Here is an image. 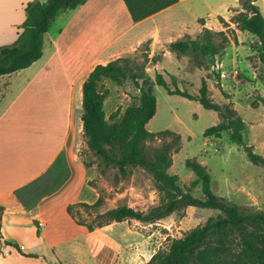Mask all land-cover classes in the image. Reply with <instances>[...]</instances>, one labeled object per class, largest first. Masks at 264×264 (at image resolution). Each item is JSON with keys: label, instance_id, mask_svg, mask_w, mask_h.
Returning <instances> with one entry per match:
<instances>
[{"label": "crops", "instance_id": "1", "mask_svg": "<svg viewBox=\"0 0 264 264\" xmlns=\"http://www.w3.org/2000/svg\"><path fill=\"white\" fill-rule=\"evenodd\" d=\"M26 1L0 0V45L15 38ZM253 3L264 11V0ZM237 4L175 0L138 20L130 18L122 0H84L57 11L44 32L40 56L0 74V264H18L4 256L11 251L41 264H142L158 248L148 233L123 220L87 229L66 211L67 204L90 203L98 195L79 151L86 146L81 82L95 63L143 41L148 54L158 48L172 52L167 42L184 33L194 37L202 26L224 29L219 17L228 21L230 7ZM234 30L237 41L229 40L242 42L240 34L248 32ZM218 57L214 54L211 66L231 79L232 70L221 69ZM5 241L19 249L12 245L2 252Z\"/></svg>", "mask_w": 264, "mask_h": 264}, {"label": "trees", "instance_id": "2", "mask_svg": "<svg viewBox=\"0 0 264 264\" xmlns=\"http://www.w3.org/2000/svg\"><path fill=\"white\" fill-rule=\"evenodd\" d=\"M84 0H28L23 6L24 18L19 24L16 36L10 43L0 45V74L24 67L38 58L44 32L57 11L71 8ZM132 20H138L175 0H122ZM228 21L238 30L255 36L252 47L260 60H264V16L253 0H238L230 7ZM202 18H198V21ZM224 29L212 30L202 26L194 37L184 33L167 42V49L184 54L198 68H207V59L219 52L229 38L236 42L234 27L219 17ZM148 49L145 41V50ZM218 77V73H215ZM107 77L115 83L130 78L138 88V103L124 106L117 119L108 120L102 109L107 89L100 88L98 81ZM172 87L154 71L153 82L144 75V64L130 62L127 56L119 55L104 63H95L81 82V128L85 147L98 156L104 165L115 166L125 173L127 166L138 165L146 169L152 177L155 188L161 192L156 204L142 210L126 204L106 208L96 214L93 223L75 218V205L95 207L100 203L97 195L88 203L78 201L66 205V211L87 229L94 226L135 218L151 222L164 217L185 205L210 207L218 211L207 215L200 223L188 227L181 235L168 239L165 247H158L142 264H264V208L241 210L240 206L228 202L212 192L210 175L204 164L195 158H186L184 165L194 173V178L184 188L179 184L175 173L169 174L166 168L171 163V155L179 147V134L170 129L150 131L146 121L155 111L153 83L161 85L167 93H176L196 99L203 107L215 110L219 120L204 128L203 135L219 136L222 130L229 129L230 140L242 145L249 161L264 167V156L255 152L243 141V121L236 110L228 103L215 102L207 92L204 78L195 93H190L177 85L175 75L170 73ZM139 79V81L137 80ZM226 96V95H225ZM264 108V98L259 95ZM159 138V143L147 147L145 142ZM85 164L89 162L83 161ZM90 183V182H89ZM199 184L202 197L190 192V186ZM19 249L13 242L5 241ZM26 255H35L32 252ZM58 264H64L58 260Z\"/></svg>", "mask_w": 264, "mask_h": 264}, {"label": "rangeland", "instance_id": "3", "mask_svg": "<svg viewBox=\"0 0 264 264\" xmlns=\"http://www.w3.org/2000/svg\"><path fill=\"white\" fill-rule=\"evenodd\" d=\"M259 12L264 16L263 10ZM239 37L242 42L235 44L229 40L217 52L221 69L232 70L231 79L225 75H215L218 72L211 66L213 57L207 59V68H198L186 55L168 52L164 48L148 54L144 41L122 55L127 56L132 63H143L144 75L150 81L153 82L154 71H159L172 87L169 79V74L172 73L177 85L190 93L197 91L201 78H204L209 96L219 104L228 103L239 114L244 124L243 141L251 144L255 152L264 156V108L258 98L259 95L264 98V60L258 58L256 50L252 52L250 49L256 40L251 34L241 33ZM98 84L100 88L107 89L102 109L108 120L117 119L127 104L138 103L139 91L130 78L117 84L103 77ZM153 93L155 111L146 121L145 127L154 132L170 129L179 134V147L172 153L166 172L175 173L179 184L184 188L195 176L185 167L184 160L195 158L209 172L213 193L228 202L238 204L241 210L264 208V167L247 159L242 145L229 139V129L222 130L219 136L202 133L205 127L219 120L218 113L203 107L196 99L167 93L161 85L155 83ZM158 143L159 138H154L147 140L145 145L150 147ZM79 151L83 161L89 162V182L97 191L100 203L88 208L76 204L75 218L93 223L97 220L98 212L114 205L126 204L144 210L159 202L161 192L155 188L151 174L143 167L128 165L126 172L122 174L115 166L104 165L86 147H81ZM190 192L202 197L198 183L190 186ZM217 211L210 207L185 205L151 222H142L135 218L124 219L123 222L148 233L153 245L158 243V247H165L170 237L181 235L185 229L202 222L207 215ZM119 226L118 224L114 228ZM11 246L5 243L2 252L13 250ZM4 256L18 264H41L40 259L19 255L13 251Z\"/></svg>", "mask_w": 264, "mask_h": 264}, {"label": "built area", "instance_id": "4", "mask_svg": "<svg viewBox=\"0 0 264 264\" xmlns=\"http://www.w3.org/2000/svg\"><path fill=\"white\" fill-rule=\"evenodd\" d=\"M233 73H235V72H233ZM218 74H219V76L226 75V74H224L222 71H220ZM230 75H231V74H230ZM232 76H233V75H231V76H229V77H231V78H232Z\"/></svg>", "mask_w": 264, "mask_h": 264}]
</instances>
